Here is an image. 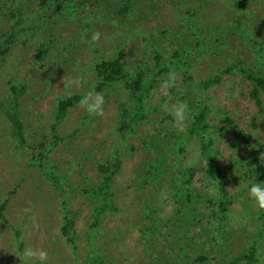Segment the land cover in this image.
<instances>
[{
    "label": "rangeland",
    "instance_id": "rangeland-1",
    "mask_svg": "<svg viewBox=\"0 0 264 264\" xmlns=\"http://www.w3.org/2000/svg\"><path fill=\"white\" fill-rule=\"evenodd\" d=\"M0 5L4 13L0 48H6L0 56V202L7 201L0 218V264H30L26 249L46 251V264H91L94 252L106 264H245L233 258L251 244L256 248L254 264H264V213L260 217L264 209L247 195L249 182H264V161L260 160L264 110L260 113L248 97L250 84L240 73L223 75L220 83L208 88L189 83L219 73L232 63L227 58L244 68L259 66L264 71V0H86L83 5L78 0L43 4L0 0ZM189 26L194 29L188 33L192 49L187 57L192 79L184 83L185 68L164 66L174 50L171 44L181 45L183 28ZM195 30L201 45L191 34ZM95 32L100 38L92 41ZM150 41L163 53L165 71L163 75L155 71L156 83L143 105L144 115L132 129L134 136L121 143L118 102L131 110L128 98L134 97L136 106L138 92H134L132 75L137 65L146 72L153 65L156 48L152 50ZM254 42L258 44L252 47ZM39 49L44 50L43 56L35 59ZM119 49L124 76L115 86L99 85L94 64ZM256 59L261 62L257 64ZM172 71L175 95L161 88ZM77 79L79 85L73 83ZM93 86L104 96L102 115H89L78 102L59 119L54 116L58 100L71 95L81 99ZM177 100L187 102L190 110L198 100L208 104L210 122L217 121L223 110L250 133L249 142L239 141L237 146L231 145V129L215 138L210 155L220 165L231 202L223 220L208 218L210 226L204 221L196 228L195 219L184 224L180 214L189 213V208L191 213L219 212L217 187L204 171L206 159L200 154L198 138L178 132L172 117L161 108ZM7 112L15 113L21 124L22 147L12 135ZM179 142H183L180 155L176 154ZM45 151L38 167L29 165L32 156ZM152 154L167 158L168 167L165 173L144 177L140 169ZM112 157L121 161L106 197L112 208L101 212L93 231L90 227L100 198L90 196L91 188L103 176L100 166L110 164ZM173 161L195 167L192 181L201 194L191 203L198 202L199 208L186 204L180 188L174 196L183 203L174 204L169 196L168 191H175L169 184H178ZM50 169L54 179L46 175ZM205 192L211 202L207 203ZM63 207L73 218L74 249L60 231ZM172 215L176 220L181 216V229L167 224ZM151 226L159 232L149 231ZM141 230L150 233L143 237ZM201 255L205 259L199 261Z\"/></svg>",
    "mask_w": 264,
    "mask_h": 264
},
{
    "label": "trees",
    "instance_id": "trees-1",
    "mask_svg": "<svg viewBox=\"0 0 264 264\" xmlns=\"http://www.w3.org/2000/svg\"><path fill=\"white\" fill-rule=\"evenodd\" d=\"M50 1V0H40L41 4ZM57 1V0H53ZM86 0H78L80 5H83V3ZM3 7L0 5V20L1 17L4 15L2 13ZM2 13V14H1ZM193 26L185 27L183 28V40L182 44H171L174 47V50L172 51V55L170 56V59H168V63L166 68L173 65H179L180 67L185 68L182 70V79L184 83L189 82L192 79V75L188 72V67L190 65V62L187 61V57L189 56L188 52L191 51L190 43H189V32H191L194 29H190ZM189 28V29H188ZM161 33H164L162 30ZM193 38L198 39L201 42L203 41L199 36L198 32L195 30L193 33H191ZM8 42V41H6ZM255 45L252 47H255L258 42H254ZM151 48L153 50L152 55V63L153 65H149V68L146 72V69L142 65H137L136 71L133 72V78L132 83L134 84V92L137 90V104L134 106L135 98L132 97V99L128 98V103L130 108H126V104L122 101L118 102V108H119V136H120V142L124 143L128 137H132L133 135V127L142 119V116L144 115V109L143 105L145 104L146 99L151 98V92L155 86L156 79H155V71L156 74H161L164 70L162 68V64L166 63V59L163 58V53L160 52V50L155 47L151 41ZM170 44V42H166V45ZM1 46V45H0ZM43 46V45H42ZM2 47V46H1ZM168 47V46H167ZM6 51V48H0V56H3V53ZM122 49H119L116 54L110 58L100 59L98 62H96L93 66L94 72L96 76L98 77V84L99 85H108V86H115L116 81L120 80L122 76H124L125 71L122 63ZM44 50L39 49L37 53L34 54L35 59H40L43 56ZM165 52L168 54V49L165 46ZM232 63H228L226 67H223L222 70H220L219 73L213 74L209 76L208 78H205L203 80H199L197 82H189L191 86L199 88H208L211 85L218 84L221 82L223 75H231L232 73H240L241 76L246 79L250 84V89L248 90V97L254 101L256 104L258 111L261 113L264 110V71L258 66L255 69L251 70L248 68H244L243 65L239 62H233V59L227 58ZM257 60V64L261 61ZM181 62V63H180ZM178 67L177 70H180L181 68ZM143 75V77H142ZM163 75V74H161ZM161 79H164V77H161ZM170 94L175 95L176 92L169 88ZM131 94V93H130ZM130 96V95H129ZM80 100V97L78 95H71L65 99L58 100L56 104V109L54 116L59 119L60 116H62L65 113V110L76 105ZM17 103L14 104V109L16 108ZM211 110L208 106V104L201 102L200 100L197 101L195 108L191 110V118L188 120L187 126L185 128V131L183 133H186L187 135L194 136L198 138V143L200 147V154L203 155L206 159V166H205V173L206 175L211 178L212 182L217 187V200H216V211L219 213H196L197 210H195L194 213H191L193 209L189 208V213H180L183 216V223L184 224H191L192 221L195 219L196 228L201 226V223L206 221V224L210 226V223L208 221V218L210 216L214 217L215 219H222L224 218V214L228 210L227 207L230 204V198L228 195V192L225 188V183L223 181V178L221 177V168L220 165L217 163L215 159L212 158V155L214 152L213 144L215 142V138H218L219 135L223 133V130L225 129H231L233 131L234 135V141L231 143L232 146H237L239 141L244 142L247 144L250 140V133H246L243 129L237 125V123L234 121L233 118H231L227 112L221 110L220 112V118L217 119V121L208 120V115L210 114ZM7 115L10 120V124L12 125V135H14L15 138L18 139L19 146L22 147V144L25 141L24 133L21 128V124L19 120L16 118L15 113L7 112ZM168 116H170L168 114ZM254 117V121H255ZM52 125H56V123H53ZM254 126V125H253ZM182 133V134H183ZM166 135V134H165ZM182 145L183 142H179L176 145L177 151L176 154H181L182 151ZM129 146V145H127ZM130 146H134L131 144ZM162 150V149H159ZM48 151V149H47ZM41 152L38 153L37 156H32L29 160V165L38 167L39 166V160H41L45 155H41ZM150 152H153L152 150ZM157 153V152H156ZM209 154V155H208ZM112 160V162H111ZM110 164L107 165H101L100 171L103 174L101 179L92 185L90 196H97L99 197V205L96 207L94 211V225L90 228L95 231V225L96 220H98L101 212L105 208H112L109 201L106 199V197L109 195V189L111 185V176L116 171H118L120 166V159L119 157H112L109 159ZM144 167L141 168V172L144 171V177L150 176L151 173H165L166 169L168 167L167 158L164 159L161 155L152 154V157L150 161H143ZM174 163V169L177 172L176 179L178 180V184H169L170 187H173L175 191H168V194L170 197H172V201L174 204L183 203L182 200H176L177 189L180 188L181 190L185 191V197H186V204H191L195 208H199L200 205L198 202L191 203L192 198L198 197L199 193L201 194L200 189L196 188L193 183L192 174L195 171V167H192V165L189 166H181L179 161H173ZM170 165V164H169ZM46 175L50 179H54L55 173L50 169L47 171ZM83 193L89 194L88 191H84ZM207 197V203L211 202V195L209 193L205 192L204 194ZM216 198V197H215ZM162 201V200H161ZM6 200H3L0 202V218L3 219V211L6 207ZM183 209V204H182ZM180 208V207H179ZM185 208V206H184ZM187 210V209H186ZM209 210V209H208ZM211 212H214V210H209ZM260 217L263 216L264 211L260 210ZM219 215V216H218ZM178 217V216H177ZM181 218V216H180ZM179 218V219H180ZM179 219L176 220L175 216L172 215L171 217H168L167 224H174L176 226V229H181V224L179 223ZM61 224H60V231L66 242L71 245V248L74 247V237L72 234L73 231V218L70 216L69 209H66V207L62 208L61 213ZM93 224V223H92ZM264 228V223L263 226ZM95 228V229H94ZM153 229V232H156L158 230V227H152L149 229V231ZM148 230L142 231L141 234L143 237H145L148 233H150ZM197 233H200L197 231ZM215 238V237H214ZM147 243V242H146ZM20 244V243H19ZM74 249V248H73ZM148 249V248H146ZM256 248L251 244L249 247L247 246L246 249L242 250L237 257H234L233 259L237 260H243L245 261V264H254L257 262L256 257ZM91 264H106L105 259L99 255L97 252H94L92 255H90ZM199 261L204 260V256L197 257ZM87 264V263H86Z\"/></svg>",
    "mask_w": 264,
    "mask_h": 264
},
{
    "label": "clouds",
    "instance_id": "clouds-1",
    "mask_svg": "<svg viewBox=\"0 0 264 264\" xmlns=\"http://www.w3.org/2000/svg\"><path fill=\"white\" fill-rule=\"evenodd\" d=\"M100 38V33L95 32L91 35L92 41H97ZM176 73L170 72L167 79L161 82V88L167 89L175 87ZM75 85H79L80 81L77 79L73 82ZM104 96L100 92L90 90L86 92L80 99L79 105L85 108L89 115H102L104 109ZM163 111L167 112L171 117L176 130L180 133L185 131V123L191 118V110L187 102L183 100H177L171 106L164 104L161 105ZM264 144V143H260ZM260 160L264 161V153L260 154ZM248 198L255 202L260 208L264 209V182H249L247 185ZM25 257L28 258L30 264H46L48 254L43 250L26 249L24 252Z\"/></svg>",
    "mask_w": 264,
    "mask_h": 264
}]
</instances>
